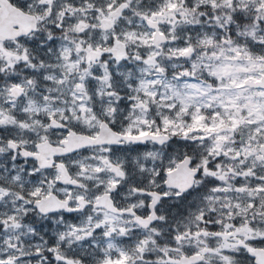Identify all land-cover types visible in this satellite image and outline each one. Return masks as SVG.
Instances as JSON below:
<instances>
[{
	"label": "snow or ice",
	"instance_id": "obj_1",
	"mask_svg": "<svg viewBox=\"0 0 264 264\" xmlns=\"http://www.w3.org/2000/svg\"><path fill=\"white\" fill-rule=\"evenodd\" d=\"M0 264H264V0H0Z\"/></svg>",
	"mask_w": 264,
	"mask_h": 264
}]
</instances>
